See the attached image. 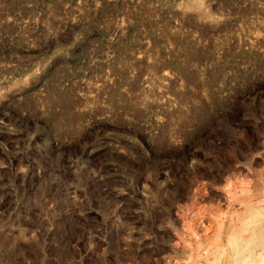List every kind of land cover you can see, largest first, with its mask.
Listing matches in <instances>:
<instances>
[{
    "label": "rangeland",
    "instance_id": "1",
    "mask_svg": "<svg viewBox=\"0 0 264 264\" xmlns=\"http://www.w3.org/2000/svg\"><path fill=\"white\" fill-rule=\"evenodd\" d=\"M263 217L264 0H0V264H224Z\"/></svg>",
    "mask_w": 264,
    "mask_h": 264
},
{
    "label": "bare ground",
    "instance_id": "2",
    "mask_svg": "<svg viewBox=\"0 0 264 264\" xmlns=\"http://www.w3.org/2000/svg\"><path fill=\"white\" fill-rule=\"evenodd\" d=\"M262 201H260V203H261ZM259 203V202H258ZM257 204V203H256ZM249 206V205H248ZM253 207V206H252ZM248 208V207H247ZM250 208V207H249ZM249 212V211H248ZM236 215H237V213H236ZM238 216V215H237ZM223 219H225V218H223ZM252 219V218H251ZM258 219V218H257ZM262 220V219H261ZM263 221H264V217H263ZM256 222V221H255ZM261 222V221H260ZM251 223V222H250ZM250 225V224H249ZM255 225V224H254ZM245 226V225H244ZM247 226V225H246ZM257 226V227H256ZM256 226H253V225H251L250 227H249V230L251 229V236H250V239H244L243 240V242L241 241V242H236V240H233L232 238H229V240H228V245H229V247H230V250H231V253H230V256H226V258H225V260H224V264H239L238 262H239V258H240V256H241V253H242V251H244V248L248 245V244H250V243H253L254 242V240L255 239H258V235L259 234H261V233H259V234H257V232H258V229H259V231L260 230H263L264 231V224L262 225L261 223H258ZM258 228V229H257ZM233 229V228H232ZM245 229V228H244ZM220 230V229H219ZM245 231H246V229H245ZM244 231V232H245ZM233 232H234V230H233ZM250 232V231H249ZM218 233V232H217ZM221 235V234H220ZM245 235V234H244ZM197 236V235H196ZM238 236V235H237ZM242 237V236H241ZM240 239V238H239ZM241 239H243V238H241ZM198 242H200V240L198 241ZM201 243V242H200ZM259 243V242H258ZM264 243V242H263ZM208 245V244H207ZM200 248V247H199ZM213 248V247H212ZM218 248V247H217ZM221 248V247H220ZM223 249H225L226 251L228 250V247L226 246L225 248L224 247H222ZM224 250V251H225ZM229 250V251H230ZM213 251V250H212ZM263 251V250H262ZM206 253V252H205ZM222 254V253H221ZM252 254V253H251ZM254 254H256V253H254ZM254 254H253V256H254ZM261 254V253H260ZM204 255V254H203ZM248 255V254H247ZM256 255H259V252H257V254ZM256 255H255V257H256ZM221 256V255H220ZM219 256V257H220ZM255 257H254V259H255ZM250 258V257H249ZM247 259V258H246ZM251 259V258H250ZM260 259V258H259ZM257 259H255V261H256ZM247 261H248V259H247ZM246 260L244 261V260H242L241 261V263L242 262H244V264H264V254L262 253V259L261 260H257L256 262H252V263H248ZM252 261V260H251ZM240 263V264H241Z\"/></svg>",
    "mask_w": 264,
    "mask_h": 264
}]
</instances>
